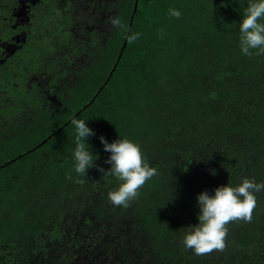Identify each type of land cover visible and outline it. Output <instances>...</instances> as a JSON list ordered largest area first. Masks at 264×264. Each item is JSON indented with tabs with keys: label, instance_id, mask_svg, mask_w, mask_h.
<instances>
[{
	"label": "trees",
	"instance_id": "16d2710c",
	"mask_svg": "<svg viewBox=\"0 0 264 264\" xmlns=\"http://www.w3.org/2000/svg\"><path fill=\"white\" fill-rule=\"evenodd\" d=\"M247 2L137 0L130 29L134 0L62 2L57 32L24 29L21 56L0 63V264H264V192L250 221L226 225L223 250L182 244L200 192L264 182V54L238 43ZM74 116L95 133L85 177ZM100 135L137 142L157 169L128 207L108 199L120 182L99 170Z\"/></svg>",
	"mask_w": 264,
	"mask_h": 264
},
{
	"label": "clouds",
	"instance_id": "9594fccd",
	"mask_svg": "<svg viewBox=\"0 0 264 264\" xmlns=\"http://www.w3.org/2000/svg\"><path fill=\"white\" fill-rule=\"evenodd\" d=\"M169 14L177 19L181 16L180 10L175 8H170ZM110 23L117 29L125 27L119 16L110 18ZM238 32L242 54H264V0H248ZM138 38L139 33L128 35V39L132 41ZM87 121L75 116L70 121L74 129L73 168L80 177L86 176L87 170L94 166V161L98 158V153H93L88 143L89 137L95 133ZM99 140L103 150L110 154L106 160L110 167L99 170L104 176L115 177L120 182L115 189L108 192V199L115 206L128 207L145 182L157 174V169L150 165L137 142L129 138H117L109 142L103 135L99 136ZM260 192H264V182L250 178H243L237 185L227 182L217 186L212 193L200 192L196 198L199 208L198 222L186 227L183 246L196 254L223 250L228 234L226 225L235 220L250 221L257 205L256 194Z\"/></svg>",
	"mask_w": 264,
	"mask_h": 264
},
{
	"label": "flooded vegetation",
	"instance_id": "af4514ba",
	"mask_svg": "<svg viewBox=\"0 0 264 264\" xmlns=\"http://www.w3.org/2000/svg\"><path fill=\"white\" fill-rule=\"evenodd\" d=\"M48 1L49 0H16L15 2H10L7 5V14L3 16L5 12L4 9H0V63L2 64L3 61L7 60L8 58L18 59L21 51V47L19 41H23L24 37V29L27 30L30 28L37 29V27H42L43 25L47 26L46 22L41 21V16L44 13L47 14L48 10ZM43 3V11L38 13L39 3ZM52 2V1H50ZM65 2V10L68 9H79L80 0H54V7L57 8L61 14L63 10L61 7V3ZM38 5V6H37ZM1 6V0H0ZM53 7V8H54ZM36 11V14H35ZM45 15V20L49 17ZM36 16L40 18L36 21ZM35 17V20H34ZM44 17V16H43ZM48 17V18H46ZM59 17L62 18V15ZM32 18V19H31ZM52 18V17H51ZM60 20V19H59ZM5 24H9L11 26L12 31H6ZM39 25V26H38ZM44 26V27H45Z\"/></svg>",
	"mask_w": 264,
	"mask_h": 264
},
{
	"label": "rangeland",
	"instance_id": "374dc122",
	"mask_svg": "<svg viewBox=\"0 0 264 264\" xmlns=\"http://www.w3.org/2000/svg\"><path fill=\"white\" fill-rule=\"evenodd\" d=\"M53 14H55L56 15V23L54 24L53 23V19L52 18H48L47 20H45L46 21V24H47V26H45L44 27V30L45 31H49V30H53L54 29V31H58V26H59V19L61 18V17H59L58 15H62L61 14V12L57 9V8H55L54 9V13ZM56 26V27H55ZM16 83H18V81L17 80H13V81H11V84H16Z\"/></svg>",
	"mask_w": 264,
	"mask_h": 264
},
{
	"label": "water",
	"instance_id": "95a60500",
	"mask_svg": "<svg viewBox=\"0 0 264 264\" xmlns=\"http://www.w3.org/2000/svg\"><path fill=\"white\" fill-rule=\"evenodd\" d=\"M136 5H137V0H134L133 10H132V14H131V16H130V20H129V28H128V29H130V27H131L132 20H133V16H134L135 9H136ZM126 38H127V36H126ZM125 43H126V39H125V41H124L123 44H125ZM115 66H116V62H115V64L113 65L112 70H114ZM111 72H112V71H111ZM111 72H110V74H111Z\"/></svg>",
	"mask_w": 264,
	"mask_h": 264
}]
</instances>
